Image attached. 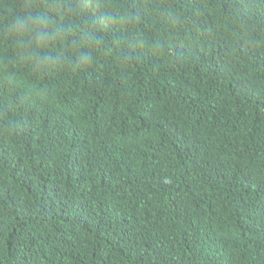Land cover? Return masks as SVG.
<instances>
[{
  "label": "trees",
  "instance_id": "16d2710c",
  "mask_svg": "<svg viewBox=\"0 0 264 264\" xmlns=\"http://www.w3.org/2000/svg\"><path fill=\"white\" fill-rule=\"evenodd\" d=\"M0 264H264V0H0Z\"/></svg>",
  "mask_w": 264,
  "mask_h": 264
}]
</instances>
